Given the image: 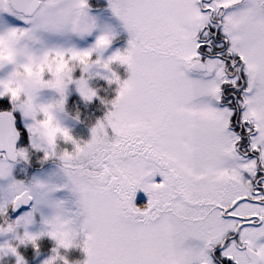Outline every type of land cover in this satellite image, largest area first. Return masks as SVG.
Segmentation results:
<instances>
[{"label": "snow or ice", "instance_id": "1", "mask_svg": "<svg viewBox=\"0 0 264 264\" xmlns=\"http://www.w3.org/2000/svg\"><path fill=\"white\" fill-rule=\"evenodd\" d=\"M106 7L107 56L89 0H0V261L48 238L40 264H264V0ZM73 87L105 106L86 139L57 115ZM34 149L56 169L17 178Z\"/></svg>", "mask_w": 264, "mask_h": 264}, {"label": "rangeland", "instance_id": "2", "mask_svg": "<svg viewBox=\"0 0 264 264\" xmlns=\"http://www.w3.org/2000/svg\"><path fill=\"white\" fill-rule=\"evenodd\" d=\"M90 4L98 5L99 3L104 4L107 3V0H89ZM91 13L93 15H96L99 18L100 23H108L111 24L116 33L117 36L115 37L113 44L111 47L105 52V56L111 54L116 49H123L127 46V39H128V33L125 29H123L120 21L112 16L111 12L107 7L100 10L98 7L95 9L91 8ZM11 19V18H9ZM96 33H93V35L86 37L85 39H76V43L80 47H87L91 43L94 42ZM114 68L118 73L121 75L122 78H126L127 73L125 72L124 66H116L114 65ZM77 75H79V70H77ZM0 75H3L2 72H0ZM91 83L93 86L97 87L99 89V95L102 97L111 98L115 95V87L116 85H108L107 82L102 79L100 76H93L91 79ZM53 96V93H51L48 90H45V92L41 96V100H50ZM105 106L101 103L100 99H94L91 103L84 102L80 97L79 94L74 90V87L72 91L70 92L68 103L65 106V112L58 113V118L60 122L63 125H66L70 127L73 131V134L76 136H79L81 138H88L90 135V125L95 122L96 118L101 117L102 113L101 110H103ZM79 115V120L74 119L76 115ZM33 155L31 157L30 163H25L23 161L18 162L14 167V175L19 178L23 179L25 177L28 178L29 176V168H32L34 166L42 165L40 162V157L43 155L41 149H34ZM56 164H51L47 167L46 170H39L36 171L32 176H39L41 178L47 179L48 174L56 169ZM31 176V177H32ZM30 177V178H31ZM58 179V178H57ZM59 195H66V193H59ZM4 237H0V239H3ZM54 243L48 238H44L41 241V249H40V255L36 256L34 250L31 248V246H28L27 248H21V251L24 253L25 257L28 259L29 264H40V261L43 260L47 255L50 254L51 247L50 244ZM70 260H79L83 259V253L78 248H73L68 251L67 253ZM0 264H14V258L8 257L5 258L3 261H0Z\"/></svg>", "mask_w": 264, "mask_h": 264}, {"label": "clouds", "instance_id": "3", "mask_svg": "<svg viewBox=\"0 0 264 264\" xmlns=\"http://www.w3.org/2000/svg\"><path fill=\"white\" fill-rule=\"evenodd\" d=\"M12 56L13 52L7 45L0 46V59H10Z\"/></svg>", "mask_w": 264, "mask_h": 264}]
</instances>
